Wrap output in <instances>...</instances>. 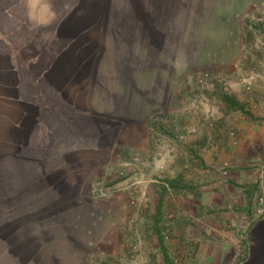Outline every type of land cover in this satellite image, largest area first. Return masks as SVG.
Here are the masks:
<instances>
[{"label": "crops", "instance_id": "1", "mask_svg": "<svg viewBox=\"0 0 264 264\" xmlns=\"http://www.w3.org/2000/svg\"><path fill=\"white\" fill-rule=\"evenodd\" d=\"M255 12L264 13V0H0V137L54 138L71 154L79 145L117 144L141 156L146 136L135 129L175 115L196 132L184 147L196 145L206 158L204 124L179 85L195 69L242 75L245 21ZM231 91L241 107L228 117L223 102L214 107L217 164L226 174L216 169L208 181L199 168L193 183L137 185L154 203L163 186L179 193L196 244L192 264H264V225L250 235L262 218L248 226L244 212L264 188V105ZM100 121L106 128L96 129ZM226 128L235 134L227 137ZM174 150L167 152L173 163ZM166 172L178 175L169 166ZM238 226L246 227L241 257Z\"/></svg>", "mask_w": 264, "mask_h": 264}, {"label": "rangeland", "instance_id": "2", "mask_svg": "<svg viewBox=\"0 0 264 264\" xmlns=\"http://www.w3.org/2000/svg\"><path fill=\"white\" fill-rule=\"evenodd\" d=\"M245 23L249 60L242 75L232 79L220 69H195L179 85L185 103L204 124L206 158L196 145L184 147L187 135L196 132L175 115L154 118L146 132L135 129L146 136L141 156L119 151L117 144L79 145L71 154L61 153L54 138L0 137V264H192L196 244L176 201L179 193L163 186L154 203L149 189L140 191L137 185L193 183L199 168L208 181L216 169L226 174L227 166L217 164L220 109L214 107L223 102L227 117L241 107L244 100L233 95V88L264 105V13H250ZM223 130L227 137L235 134ZM172 147L174 163L167 160ZM168 166L177 170L175 178L166 174ZM253 205L254 200L244 209L248 226ZM234 230L241 257L246 227Z\"/></svg>", "mask_w": 264, "mask_h": 264}, {"label": "built area", "instance_id": "3", "mask_svg": "<svg viewBox=\"0 0 264 264\" xmlns=\"http://www.w3.org/2000/svg\"><path fill=\"white\" fill-rule=\"evenodd\" d=\"M253 223L264 217V188L258 191L254 199Z\"/></svg>", "mask_w": 264, "mask_h": 264}, {"label": "water", "instance_id": "4", "mask_svg": "<svg viewBox=\"0 0 264 264\" xmlns=\"http://www.w3.org/2000/svg\"><path fill=\"white\" fill-rule=\"evenodd\" d=\"M261 220L262 222L257 227H255L254 230L250 233L251 237H254V235H256V233L258 232V229L262 227V225H264V218H262ZM248 262L249 260H247L244 264H248Z\"/></svg>", "mask_w": 264, "mask_h": 264}]
</instances>
